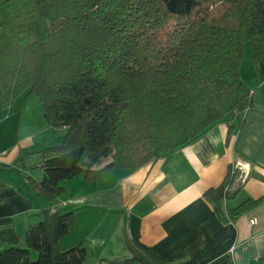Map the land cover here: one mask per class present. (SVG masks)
I'll return each mask as SVG.
<instances>
[{
  "label": "trees",
  "instance_id": "1",
  "mask_svg": "<svg viewBox=\"0 0 264 264\" xmlns=\"http://www.w3.org/2000/svg\"><path fill=\"white\" fill-rule=\"evenodd\" d=\"M246 44L263 84L264 0H0L1 108L36 95L49 126L67 129L61 144L38 153L43 180L24 176L30 192L55 202L62 182L136 171L243 115L255 106L240 76ZM234 132L229 126L226 145ZM110 144L116 163L84 171L85 158ZM240 177L235 165L203 195L225 224L264 205L263 196L229 206ZM76 225L74 213L44 209L0 264H86L84 242L59 246ZM125 242L124 264H175Z\"/></svg>",
  "mask_w": 264,
  "mask_h": 264
},
{
  "label": "crops",
  "instance_id": "2",
  "mask_svg": "<svg viewBox=\"0 0 264 264\" xmlns=\"http://www.w3.org/2000/svg\"><path fill=\"white\" fill-rule=\"evenodd\" d=\"M240 76L255 91V106L243 115L214 124L178 151L136 171L116 168L98 182L89 183L84 175L62 182L65 192L55 202L36 197L24 179L44 178L35 169L40 158L28 166L23 161L59 145L67 129L52 128L40 111L26 112L23 126L22 108L30 97L0 111V252L19 247L27 227L42 220L44 209L56 207L77 217L76 228L61 239L60 249L84 242L86 264H124L130 258L126 236L175 264H264V205L235 224H225L203 196L220 186L235 165L241 177L233 190H242L229 206L264 196V83L251 63L241 65ZM229 126L235 132L226 145ZM111 163H116L114 144L88 155L82 168L98 171Z\"/></svg>",
  "mask_w": 264,
  "mask_h": 264
},
{
  "label": "rangeland",
  "instance_id": "3",
  "mask_svg": "<svg viewBox=\"0 0 264 264\" xmlns=\"http://www.w3.org/2000/svg\"><path fill=\"white\" fill-rule=\"evenodd\" d=\"M245 51H244V60H243V63H242V65L243 66H245L246 65V63H251L252 64V66L254 67V64H253V59H252V54H251V49H250V46L248 45V44H246V46H245V49H244ZM244 70L246 71V69H245V67H244V69L242 68L241 69V74H243L244 75ZM23 110V113H24V119H23V126H25V124H26V122H27V117L28 116H26V119H25V113L26 112H29V111H32V112H41V114H44V110H43V105H42V103H41V101H40V99L36 96V95H31L30 96V98H28L27 99V101L25 102V104H24V106H23V108H22ZM9 110V109H8ZM20 110H21V102H19L18 103V105L15 107V111H17V113L19 114L20 113ZM0 111H6V110H1V108H0ZM35 114H37V113H35ZM43 117H44V115H43ZM44 119H45V117H44ZM27 129V128H26ZM57 131H60V129L58 130L57 129ZM24 132H26V130H24ZM58 133H60V132H58ZM47 136H49V135H44L43 137H47ZM47 138H50V137H47ZM61 144V143H60ZM29 158V157H28ZM28 158H26L23 162H24V164H25V166L28 164V165H30V162H27V159ZM38 159V158H37ZM37 159L36 160H32L33 162H35V161H37ZM27 165V166H28ZM37 166V165H36ZM39 171H41V170H39ZM36 172H38V170H34L33 171V173H36ZM25 176V175H24ZM27 176H29V175H27ZM31 177V176H30ZM32 178L33 179H35L33 176H32ZM36 180V179H35ZM43 180V179H42ZM41 180V181H42ZM37 258H38V255H37V253H36V256H34V260H37Z\"/></svg>",
  "mask_w": 264,
  "mask_h": 264
},
{
  "label": "water",
  "instance_id": "4",
  "mask_svg": "<svg viewBox=\"0 0 264 264\" xmlns=\"http://www.w3.org/2000/svg\"><path fill=\"white\" fill-rule=\"evenodd\" d=\"M40 155H32L27 159V162H31L32 160H36L37 158H39Z\"/></svg>",
  "mask_w": 264,
  "mask_h": 264
},
{
  "label": "built area",
  "instance_id": "5",
  "mask_svg": "<svg viewBox=\"0 0 264 264\" xmlns=\"http://www.w3.org/2000/svg\"><path fill=\"white\" fill-rule=\"evenodd\" d=\"M255 223V221H253Z\"/></svg>",
  "mask_w": 264,
  "mask_h": 264
}]
</instances>
